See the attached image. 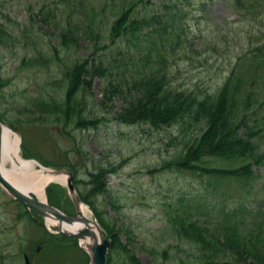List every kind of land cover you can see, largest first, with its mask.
I'll return each mask as SVG.
<instances>
[{
    "label": "trees",
    "instance_id": "trees-1",
    "mask_svg": "<svg viewBox=\"0 0 264 264\" xmlns=\"http://www.w3.org/2000/svg\"><path fill=\"white\" fill-rule=\"evenodd\" d=\"M62 1V21L50 16L51 9L43 12L45 6L40 7L44 19L52 18L61 26L57 43L50 45L46 56L59 69L61 80L58 91L48 90L54 84L48 81L37 95L27 98L28 106L36 109V120L57 125L60 133L69 136V126L97 128L103 117L87 114L86 90L100 77L109 94L124 100L114 112L121 123L155 129L179 125L180 134L192 128L193 134L183 138L174 155L154 168L202 179L194 191L178 194L165 206V223L159 232L160 238L176 240L177 244H169L173 252L177 248L170 257L178 264H264V175L253 169L264 168V0H225L250 29L241 33L243 38L231 41L234 48L239 43L240 50L232 53L222 83L198 91L172 86L169 78L170 56L177 49L184 51L186 39L175 1L117 0L110 10L99 0ZM16 33L29 38L26 30ZM7 38L10 33L0 29V41ZM40 57L37 52L21 65L35 67ZM8 124L18 130L14 123ZM23 147L24 154L37 156ZM76 152L83 151L76 147ZM40 161L73 172L80 199L91 207L111 241L109 249L124 263L141 264L108 219L96 211L95 199L106 190L108 174L116 168L99 166L85 180L78 178L69 157L60 164ZM19 206L24 216L29 212L37 216ZM161 253L168 257L166 250ZM107 264H111L110 253Z\"/></svg>",
    "mask_w": 264,
    "mask_h": 264
},
{
    "label": "rangeland",
    "instance_id": "rangeland-1",
    "mask_svg": "<svg viewBox=\"0 0 264 264\" xmlns=\"http://www.w3.org/2000/svg\"><path fill=\"white\" fill-rule=\"evenodd\" d=\"M99 1L108 10L117 2ZM173 1L179 8L177 16L183 23L186 39L181 47L184 51L177 49L168 61L172 86L213 90L226 76L232 53L240 50L239 43L234 42L238 44L234 48L231 41L243 38L241 33L245 35L250 25L241 22L225 0ZM63 4L62 0H0V29L11 35L6 42L0 41V115L3 117L0 120L10 128H13L10 122L17 126L23 158L60 164L64 157H69L77 168L78 178L85 180L87 173L99 166L116 168L108 174L106 190L95 199L96 211L108 219L128 252L141 264H178L170 257L177 253V248L173 252L169 246L177 244L176 240L160 238L165 206L178 194L194 191L202 179L187 172L154 168L173 156L183 138L193 134V129L188 128V134H180L179 125L155 129L143 124L121 123L115 119L114 112L123 106L124 100L116 93L109 94L100 77L94 78L86 90L87 114L103 117L97 128L80 130L69 126L67 129L72 135L62 134L57 125L39 123L33 113L35 107L26 103L48 81L54 84L47 89L52 93L58 91L59 69L46 56L51 51L50 45H56L61 26L52 18L44 19L43 12L51 9L50 16L62 21ZM42 5L45 8L41 13ZM18 29L26 30L29 38L17 35ZM236 31L239 34L235 35ZM37 52L43 56L38 65H21L24 59L28 63ZM87 53L82 51L84 55ZM60 55L65 60L63 51ZM23 144L37 156L24 154ZM76 147L83 152L77 153ZM42 164L53 170L66 169ZM38 168L36 165L35 170ZM253 169L264 175L263 167ZM47 187L45 197L50 204L66 214L75 213L65 183L51 181ZM18 203L0 186V264H24V254L31 264H89V256L78 239L55 232L54 226H47L46 219L35 212L37 216L31 212L24 216V209ZM82 205L88 217L96 218L89 205L83 202ZM184 248L192 251L187 245ZM153 250L159 253H152ZM163 250L167 258L162 256ZM109 253L111 264L124 263L108 245Z\"/></svg>",
    "mask_w": 264,
    "mask_h": 264
},
{
    "label": "water",
    "instance_id": "water-1",
    "mask_svg": "<svg viewBox=\"0 0 264 264\" xmlns=\"http://www.w3.org/2000/svg\"><path fill=\"white\" fill-rule=\"evenodd\" d=\"M2 125L3 123L0 121V158H1V141H2ZM12 129V128H11ZM19 135V132L15 129H12ZM20 146V145H19ZM53 173H64L67 175L66 185L67 191L70 195L73 204L75 206L74 214H66L61 209L53 206L47 200H39L34 195L29 192H23L22 190L15 187L8 179H6L0 169V186L16 201L21 203L26 208L33 210L40 216L46 218H50L56 221L54 225L57 232L77 238L79 240L80 245L86 251L89 256V264H107V252L108 245L110 243L109 238L104 233L103 228L97 222L95 218H90L86 216L81 208L80 204H82L81 199L77 193L75 185L73 183V173L68 170H51ZM76 222H82L83 227L77 231H70L63 229L62 225H72ZM93 226L96 227L98 231V236H96L93 232ZM86 241L85 245H82ZM25 263L30 264L28 257L24 256Z\"/></svg>",
    "mask_w": 264,
    "mask_h": 264
},
{
    "label": "bare ground",
    "instance_id": "bare-ground-1",
    "mask_svg": "<svg viewBox=\"0 0 264 264\" xmlns=\"http://www.w3.org/2000/svg\"><path fill=\"white\" fill-rule=\"evenodd\" d=\"M20 137L10 127L2 125L1 158L0 169L3 176L8 179L15 187L23 192H29L39 200H46L45 189L49 182L56 181L64 183L66 175L63 173H53L50 168H46L34 159L23 158L20 153ZM36 165L39 166L35 170ZM82 212L87 216L84 205L80 204ZM47 226H54L56 221L50 218L45 220ZM63 229L77 231L83 227L82 222L72 225L63 224ZM93 232L98 236L96 227ZM85 245L86 241H83Z\"/></svg>",
    "mask_w": 264,
    "mask_h": 264
}]
</instances>
